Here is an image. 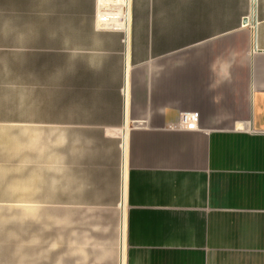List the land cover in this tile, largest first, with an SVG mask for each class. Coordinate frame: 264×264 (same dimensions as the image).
Segmentation results:
<instances>
[{"label":"crops","instance_id":"0c3cea01","mask_svg":"<svg viewBox=\"0 0 264 264\" xmlns=\"http://www.w3.org/2000/svg\"><path fill=\"white\" fill-rule=\"evenodd\" d=\"M0 264H264V0H0Z\"/></svg>","mask_w":264,"mask_h":264},{"label":"built area","instance_id":"2783aa9c","mask_svg":"<svg viewBox=\"0 0 264 264\" xmlns=\"http://www.w3.org/2000/svg\"><path fill=\"white\" fill-rule=\"evenodd\" d=\"M198 119L199 115L197 112L182 113L178 122L173 126V128L195 130L198 127Z\"/></svg>","mask_w":264,"mask_h":264}]
</instances>
